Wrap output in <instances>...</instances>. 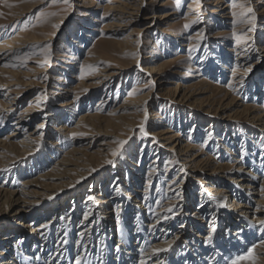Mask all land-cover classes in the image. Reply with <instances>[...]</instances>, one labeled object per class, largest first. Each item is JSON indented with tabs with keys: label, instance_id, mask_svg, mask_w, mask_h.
Listing matches in <instances>:
<instances>
[{
	"label": "rangeland",
	"instance_id": "obj_1",
	"mask_svg": "<svg viewBox=\"0 0 264 264\" xmlns=\"http://www.w3.org/2000/svg\"><path fill=\"white\" fill-rule=\"evenodd\" d=\"M82 1L83 0H70L71 7H69V5H66L63 2V0H55V2H53V0H0V26H2L0 27V40H2L1 42L8 41L10 39L12 40L13 38H16L18 36L22 37L23 35L31 36V37L33 36L46 37L48 35H51V37L53 38L51 41L47 43L34 44L28 48L17 50L13 54L10 53V55L13 58H8L5 61V63H2V65L4 64L10 65L6 67L9 71L19 72L21 74L17 78L18 81L20 82L33 81L37 84L27 88L28 91L26 95L23 97L24 98L23 103L17 108L16 111V113H18L19 110L25 108L28 102L31 100V98H35V97L39 98V103H40L39 115L36 116L35 122L33 123L30 129L35 130L37 123L40 121H42L45 124L48 123V119L43 118L44 113L56 111V113L53 112V114L58 116V112H59L61 117H67L69 115L68 114L69 111L70 110L72 111V109L73 111L70 112L71 114L74 113L75 115L73 114L74 115L73 121L70 122L69 128H73L78 123V120L80 118L79 116L87 112L92 113L95 110V108H97L98 106L97 101L100 98H102L101 96L104 90L101 91L102 93L89 96V93H87L88 89L80 87V83L84 81L90 74L89 72L90 68L88 66H85L84 61L87 58L88 54L92 52L100 51L105 54H108V59L107 61L105 60V63L109 66L114 67L118 74V76L114 77V80H112L111 82L112 90L111 91L105 90L106 92H109L111 94L109 98L110 101L108 102L107 105H105V108H103L104 109L103 114L108 113V110L112 106L123 103L125 97L127 96L131 97L134 95L140 96L143 91L149 92L152 89V88L137 89L139 88L138 84L148 81L146 77L145 78L141 77V75L143 74L141 69H143L145 65L152 64V65L161 66L164 64H169L170 66H168V68H166L164 71L165 74H167L166 76H164L166 80H162L161 82H159V85L157 86L155 93L153 92L154 98L151 105V109L148 113L149 124L145 127V129L149 133L157 132L160 129H161L160 131H162L164 130V128L178 131L182 136H185L186 141H188L190 144H192V146L195 147L196 150L194 151V153L196 154L202 153L206 155L208 154L209 156H213V158L215 159L217 158L215 161H218L219 159L218 157L225 156L227 157V160H225L224 157L221 159V161L224 160V162L226 161V163L228 162L230 165L243 164L245 168L252 166L254 167V169H256L259 172L258 175L260 177V181L261 180L263 181L264 150H261L260 145L264 144V135L255 136L254 134L246 133L247 134L246 137L249 138L246 139L242 138L244 137L243 131L247 129L244 124L246 122H249L248 118L245 115L236 114L235 113V111L237 110L236 107H231L230 109H226L225 107H223L221 110H218V105H213L212 107L207 105L205 110H210V109L212 110L210 119L215 121L214 122L215 126L218 128L216 129V133H218L216 135H218L219 139L215 138L216 140L215 141L213 140V138H211L212 139L211 140L210 138L208 139L206 137V133L208 132L206 128L209 126V123L205 122L206 116L202 115L203 111L200 109V107L199 108L195 107L196 109L194 108L190 109L187 103H174L172 102V98L164 94V90L162 91V89H164L167 86L166 84L164 85L165 82L166 83H169L171 81L175 83L177 82L178 85H181L184 88H186L191 84H197L200 83L201 81H204L206 84L205 86H202V89L207 90V92L212 93V91L214 92L216 91V89H219L221 91L220 94L216 95V100L223 99L225 98L226 94L233 93L232 94L233 97L237 96V99L239 100L240 103L246 106H250L252 104L253 106L260 107L261 109L263 108L262 111H264V92H263L264 58H261L263 54L262 56L259 55V59L261 58V61L260 60L257 61V54L252 50L255 53V54L253 53V55L251 56L252 59L248 60V62L246 63L247 65L245 67L241 66V70H245V68H247L249 64L251 66L254 65L252 66V71L248 73L247 77L239 78L233 76L234 68H235L234 67L235 59L237 57H235L234 53L230 52L231 50L235 49V46H240V47L245 46L248 49L251 48L253 49L254 47H258L261 49L262 47H264V16L263 15H259V14L256 15L257 27L254 32H248V28L251 26L248 25L246 21L250 19L251 14L249 13L247 16H239V14L244 12L245 9L247 8L246 5L247 2H243L245 0H223V2L229 6L227 12H229L230 14L226 16L227 18L229 17L228 19H225L224 22H219V23L217 22L216 19L213 18L212 14L210 13L213 9L212 5L214 4L215 1L209 0L208 1L209 6H206V4L204 3L201 4L203 11L201 10L200 13H198L199 16L202 13L205 15V17L201 16L202 21L200 20L201 22H199V25L202 24L203 21L206 22V24L202 26L203 28L201 27L202 32L200 33H204L208 37V39H206L203 42H200L199 47H197L195 50H192L194 45H196L198 42L199 29H194L192 27L191 24L192 21L189 20L188 21L189 23L187 22L188 18L195 17L194 10L196 8L193 7V11H194L193 13H192V9L188 8L190 4V0H185V2L182 3L180 2L177 3L178 0H145L146 6L143 8L142 13L137 19V23L133 24L130 28H124V29L116 28V27L113 28L105 27L107 24H112L114 22L110 19H107L106 17H103L102 15L103 11L100 10V7H104L110 4L111 0H95L96 5L95 4L91 5L93 9L99 10L97 11V13L98 12L99 13L94 16L95 22L92 21L93 18L90 19V17H88L90 13H88L89 11L85 7H83L84 4L82 3ZM200 2H202V0H200ZM240 5H243V8L240 7ZM263 7L264 6H262L261 3H255V9L258 10L257 12H260L263 9ZM24 8H27L28 13L23 16H17L16 12L17 11L20 12ZM65 9L68 10L65 11ZM41 11L44 13L43 17L39 16V13ZM188 11H191V13H187ZM169 12L177 13V15L173 17L175 19L174 21L167 22V20L163 19L164 15L168 14ZM233 13H237V15H233ZM240 21H245V23H241ZM54 25H59V27L56 28L54 27ZM185 25H190V27H185ZM244 25H245L244 31L243 30L236 31L238 27L240 28ZM142 30L144 31L142 32ZM132 32H142L141 35H143V38L146 41L145 44L143 43L140 44V51H141L139 56V60H141L140 63L139 62L137 63L138 58L131 59L128 58V56L121 57L116 53H108L106 51V49L111 48L112 45L114 47L115 46L114 43L116 41L120 42L123 41L126 37L131 36L129 34ZM233 32L241 35L247 33V35L250 36L252 39L248 42V44H244V43L237 44L234 36L232 35ZM86 35L89 37L86 38ZM78 43H80L81 45H78ZM48 44L51 45V62L50 64H44V66H40V64L37 63V60L43 62V55L40 54V48ZM28 51H35L37 55L32 57L30 60H28L26 66H23L20 64L19 61L15 60L14 57L16 54H22ZM190 51H191V56L189 57ZM223 53L224 55L226 54L228 58L225 57L226 55L222 56ZM205 54L208 57L207 60H204ZM3 56H5V54L1 55V59L4 58ZM217 61H221L220 63L226 66L227 68L226 70H224L223 76L220 78L217 75L205 76L204 67L205 66L207 67L210 63L214 64ZM237 64H240V62H238ZM11 65H16V66L13 67ZM44 69H46V73L40 75V77H36L39 74L38 72H41ZM257 70H259L258 72L259 74L256 73ZM23 73L26 74L27 77L24 76ZM179 73H182L183 75H178ZM243 74L244 72L241 73L239 76L241 75L243 76ZM254 74L256 76L253 78V80H251L250 77L248 76H253ZM45 76H47L48 79H44ZM233 77H236L237 81L233 80L232 79ZM242 78L245 79L244 88L240 87V85L237 84V82ZM248 79L251 81H249ZM229 84L232 85L231 89L228 87ZM238 86L239 88H242L241 93H237V91H235L236 90L235 88ZM74 88H76L75 91ZM260 89L263 93H260L261 95H258V97H256V92ZM0 92H1L0 99L2 100L4 99L3 96L7 94L6 88H1ZM184 93L185 91L183 89L181 95L182 94L184 95ZM211 93H206L202 95V98H205L206 100V97L208 98ZM41 95H47L48 99L46 102L43 103L40 102ZM77 95L79 96V100L77 106H75L74 108L65 109L66 110L65 112L60 111L59 108L61 107H58V109L56 108L57 105L64 104V102L67 101V98H71V99L74 97L76 98ZM178 100L177 102H179ZM228 116H230L233 121L230 122L226 120H225L226 122L223 121L224 119L228 118ZM52 121L53 123L51 124V126L53 127V129L57 128V126L61 124V121H56L55 118ZM139 122L140 121H137L136 124H138ZM12 123L13 122L11 118V122L0 126V130L4 126L5 129L1 130L2 132H6V133L12 132L13 130L16 129V127L15 128L13 127ZM225 126L228 127L229 134L228 132L224 134L226 132L223 129ZM122 130L117 131L116 138L111 137L113 138L111 141L112 147L105 153L107 155L103 157V160L99 161L98 163L96 162L97 164L95 163L89 170L90 172L92 171V173L93 172L98 173L97 178H99V181L103 179V176L105 175L109 174L113 176L115 174L121 173L122 178L124 180V184L126 183L125 186L128 185V182H130V180H132L131 181L132 186L136 187L137 192L141 193L142 191L141 200L138 199L136 200L137 208L129 204H127L124 207L123 204L121 203L120 204L121 208L118 206L119 209L113 211L114 214L113 216L111 215L112 219L115 221L114 226L110 224L112 221H107V226H108L107 229L111 228L110 230L113 232L118 231L119 229L121 231L120 234L117 235L116 239L113 241L111 248L110 249L108 248L105 240L104 241L105 249L102 252L100 248V242L102 239L99 242V238H98L95 242V246H94L95 252L93 256H101V258L104 259L110 253L112 255L111 258H113L116 261V262L114 261V263L117 264H122L119 258L118 261L115 258L117 256V252L114 251V249H116V247L118 246V243L122 240V229L117 225L118 221L120 222L122 219H124L125 222H128L132 230L134 229L136 231L135 234H139L140 230H144L145 236H147L148 238L152 237L153 232L149 230L148 226L154 222L153 219H155L154 217L155 213L160 212L161 214L159 216H163L167 214L165 213V207L169 203V197H175V195L174 196L172 195L171 193L172 191L169 190L168 183L177 174H179L182 177V179L180 180V184L184 182L183 179L185 178V175L183 174L182 171H178L177 173L164 171V164L167 162L166 157L157 155L158 153H160L157 151V148H159L157 143H153L152 139L149 137L147 138L143 137L139 133V127H137V125H135V127L132 130L127 128L123 131ZM18 132L20 133L22 132V130ZM68 135L58 136L57 134L56 137L53 136L51 137V139H46V140L45 137L43 141V147L40 148L41 150L37 151L35 149L34 154L24 155L19 157L17 161H13L14 164L13 166H18L17 169L14 167H6V168L4 167L5 169H10V171H4V173L1 175L2 177H0V185H2L3 182L5 181V177L7 174V176L10 177L8 179L9 181L7 180V182L14 184L15 187L21 188L22 186L21 179L28 177V175L24 176V174L26 173V170L28 171L30 169L31 166L30 163L36 164V162H33V160L40 157L41 158L45 157V159H48L50 153H52V149L50 150L47 148L48 146L49 148L50 146L52 147V144L51 145L50 143L48 144L47 140L53 143L55 140L59 139L58 140L59 142L57 141V143L59 144L58 147L56 148V150H58L56 155L57 157L54 156L52 160H50L49 166L45 168L44 171L49 169L51 165L53 166L57 158L58 160H61L65 156L64 154L68 153L76 146L75 138L85 137L78 135L75 138H73V133H70ZM216 135H214L213 137H215ZM232 137H234L235 139ZM237 137L239 141L237 140ZM256 137H262V138L256 139ZM125 139L128 140V144L125 145V148L122 150L121 155L117 157H113L111 155V152L118 147L115 141L125 140ZM99 140H101V138L94 140V142L91 143V145L97 146L99 144ZM217 140H220L219 141L220 146H216ZM235 140L237 144L236 146L239 145L236 148L238 149L237 155L233 151V154H235V157H237L239 160V163L237 164L234 163L233 161L234 155L231 156L232 150H230L232 149L231 147L233 146V144H235ZM67 141L68 142L70 141L69 144H67L68 143ZM89 142H92V140ZM159 143L163 144L164 142L161 141ZM141 148L143 150H141ZM221 148L223 149L224 152L222 151ZM261 158L263 159L261 160ZM110 159L114 161V165H109L107 163V161ZM155 159L157 160V163H155V165H152L151 163H153ZM224 162H220V163L224 164ZM133 165L138 166L139 169L137 170L136 168H134ZM156 165L158 167L155 169ZM126 166L132 167L133 171L134 169L139 171L138 172L139 183L135 184L132 173H129L128 169H125ZM260 170H262V172ZM40 171L41 169H37V171L33 174V176L37 177ZM150 172L151 175H149ZM197 175H198L197 173L191 174L192 177L190 176L185 181L187 185L186 186L187 189L189 188L191 194L193 193L195 194V196L198 195L199 191H201L200 185H198L196 181L194 182ZM231 176L233 179L236 177L234 171L231 173ZM93 180L94 177L92 176L91 177L87 176L85 178L78 176L73 177L72 179H68L69 185L67 186L64 185L59 189H55L53 192H50V194L46 198L40 199L39 201L40 203H38V205H42L40 207V209L42 210L53 209L56 205L59 204L64 205V207L66 208L64 210L60 208L58 209V212H56L61 214V220L54 227L55 233L57 230H67V222L70 221L69 216L70 213H72V212L68 213L69 210L68 208H70V206L74 204V199H76L77 197L73 198V196L76 195L78 192L81 193L80 195L81 200H79L81 204L80 206L81 210H79V216H78L79 221L83 219V214L86 213L85 211H87V213L90 212L88 207L82 205V202H84L87 199L86 197L87 195H89L90 191H95L98 189L103 191V187H105L103 184L101 185V183H99V181L97 180L95 181L97 183L95 185H92L91 183H93L92 182ZM77 181H79V183ZM148 181H151L152 183H150L149 188H146V186L148 185L147 184ZM112 182L113 181H111L110 184H112ZM217 184L213 183L211 185L213 187V190H216L217 187H219L218 185L220 183L218 185ZM229 184L234 185L232 182L231 183L229 182ZM131 188L132 187L130 186L129 189ZM222 189L226 191L228 188L227 189L220 188V190ZM108 191L109 189H105L104 194H106V192L108 194L109 193ZM128 193H130V191ZM223 194L226 193L224 192ZM206 197L207 196L204 195L202 198H206ZM231 198L232 197H229V199ZM198 199L199 197H197V200ZM229 199L226 198V203L230 207L225 209H220L221 211L230 210V209L231 211H233ZM197 200L193 199L191 200V203L190 201H188L190 206L187 208L186 212L189 218L193 217L191 215L195 214V211L198 210L199 202ZM220 200L223 199L221 198ZM156 201H160V205H157ZM178 201L180 200L173 199V204L176 207L180 208V211H182L181 210L182 203H174ZM209 202L210 203H208V201H205L203 206H208L214 203L212 201ZM154 206L156 207L154 208ZM124 213L125 215H127L126 218L128 219L122 218V216L124 217ZM99 214L96 217L104 219L106 213L101 212L102 214L101 216ZM140 215H145L146 219L144 220L142 218L143 221L136 224L137 219L140 218ZM176 215L177 217L179 216L178 214ZM47 216L48 217L46 220H50L54 217H55L54 219H56V217H58L59 215L52 214L50 212L49 215ZM12 218H14L12 215L11 216L5 215V219L12 220ZM93 219H94V215H89L88 222L93 223V221H95ZM167 222L169 223L171 222V220L169 219L168 221H161V223L157 225L156 231L155 233H153V237L155 236L156 238L159 237L161 238V235L166 234L167 232L166 225L168 224ZM205 222L207 223L205 225L203 223V229L208 230V228L205 227L208 226V220ZM180 223L181 222L176 223L175 227L178 228L179 226H181ZM113 227H115V230ZM2 228L3 227L0 228L1 232H2ZM76 228L77 226L74 227L75 230H73L72 232L73 233L72 237L73 240L77 243L79 242V239H77L78 236L77 234L79 233V231L77 230L79 228L77 230ZM22 230L24 232L25 229ZM256 232L258 233L259 231L256 230ZM225 233L226 232H221V235L225 236ZM99 234H101V232ZM57 237H55V239H53L52 241L53 246H56L57 243L59 244L61 242V240L57 242L58 240ZM144 237L142 236V238ZM188 238L190 237L188 233H186V236L181 240V244L179 245V247H177L172 253L169 254V256L171 255V258H175V259L178 258L180 259V261L182 260L181 261L182 264L183 262L184 264H190L191 261L190 260L191 258L189 257L182 258L178 255L179 251L181 252L184 250L183 253L188 252V249L187 251L185 250L186 245H191V246L193 245L191 240H189ZM237 238L238 237H236L232 243L226 242L227 244L221 246L220 248L221 251L219 249V252L221 253V256H223V259L226 260L228 256V252L232 251L235 248L237 249L239 248V251L236 252L235 255L233 254V258L231 260L238 259L239 257L242 256H246L247 253L255 247V246L252 247V244L255 241H251V244H248V242H246L247 246H245V248L242 249L240 248L242 246H240L239 243H236ZM155 240L157 239H151L148 242L147 248H149L150 244H152V242H154ZM239 240L241 241V238ZM201 245H202L201 246L202 249L200 253H197L195 255V257L199 259L201 255L205 254V256L203 257H207L209 258L208 260L211 261V262L209 261L210 263L207 264H215L217 258L216 256L213 255L211 251L213 249V246L208 245L205 242H203ZM136 249L138 250L139 246H136L135 250ZM213 256L215 260H213ZM74 257L75 255L72 257V259ZM231 260L227 261L226 264H228V262H230ZM245 260L248 261L247 259ZM245 260H241L240 262ZM173 263L174 262H171L169 264H173Z\"/></svg>",
	"mask_w": 264,
	"mask_h": 264
},
{
	"label": "bare ground",
	"instance_id": "obj_2",
	"mask_svg": "<svg viewBox=\"0 0 264 264\" xmlns=\"http://www.w3.org/2000/svg\"><path fill=\"white\" fill-rule=\"evenodd\" d=\"M208 1L209 0H202V2H200L199 5H197L196 0H190V4L188 6L189 9H192V13L195 11L194 13L195 17L188 18L187 22L189 20L192 21L191 23L192 27L194 29H199V33L202 32V28H203L202 26L205 25L206 22L203 21L202 24L199 25V22L193 23V21H200L202 19L201 16L205 17L203 13L200 16L198 13H200V11L202 10L201 4L204 3L206 4V6H209ZM213 1L215 2L212 5L213 9L210 13L212 14L213 18L217 20L218 23L224 22L225 19L229 18L226 17L228 14H230L229 12H227L229 6L225 4L223 0H213ZM261 1L263 0H245L243 2H247L246 4L247 8L252 7L255 10L256 15L259 14L264 16V7L260 12H257L258 10L255 9V3H261V5L264 6V1L263 2ZM178 2L182 3L185 2V0H178L177 3ZM82 3L84 4L83 7H85L89 11L88 13H90L88 17H90V19L93 18L92 21L95 22L94 16L99 13V12L97 13V11L99 10L93 9V7H91L92 4L96 5L95 0H83ZM144 7H145V0H111L110 4L104 7H100V10L103 11L102 13L103 17H106L107 19H110L114 22L112 24H107L105 26L106 28L116 27V28L124 29V28H130L133 24L137 23V19L142 13ZM193 7L196 8L194 11H193ZM27 13H28L27 8H24L20 12L17 11L16 15L23 16L26 15ZM187 13H191V11H188ZM175 15H177L176 12H169L168 14L164 15L163 19L167 20V22L174 21L175 19L173 17H175ZM244 29H245V25L240 28L238 27L236 31H242V30L244 31ZM143 31L144 30H142V32ZM142 32L130 33L129 35L131 36L126 37L123 41L120 42L116 41L114 43L115 44L114 47L116 48H114L112 45V47L106 49V51L108 53H116L121 57L128 56V58L131 59L138 58L137 63L138 62L140 63L141 62V60H139V56L141 53L140 44L146 43V41L143 38V35H141ZM87 37L89 36L86 35V38ZM52 39L53 38L51 37V35H48L46 37H37V36L31 37V36L23 35L22 37L18 36L16 38H13L12 40L10 39L4 42H1L2 40H0V89L6 88V93H7L6 95L3 96L4 99L2 100L0 99V116H3L5 118L4 124L10 123L12 118V122H13L12 125L14 128L16 127V129L10 133L1 131L5 129L4 126L0 130L1 131L0 132V177H2L1 175L4 173L3 170L6 167H14L17 169L18 166H13L14 165L13 161H17L18 158L21 156L34 154L35 152L34 150L37 148V144L40 142V137H39L40 133H43L44 138L46 137L45 140L51 139V137L53 136L56 137L57 134L58 136H67L70 133H82L81 136H85V137L75 138L76 146L71 151L64 154L65 156L61 160H58L57 158L55 160L56 162L54 163V165L53 166L51 165L49 169L44 171V169L49 166L50 160H52V158L57 155L58 150H56V148L58 147L59 144L57 143L59 139L55 140L53 143L47 140L48 144L49 143L50 145L52 144V147L51 146L50 148L49 146L47 147L50 150L52 149V153H50L48 159H45V157L44 158L40 157L33 160V162H36V164L30 163L31 165L30 169L28 171L26 170V173L24 174V176L28 175V177L21 179L22 181L21 188L15 187L14 184L7 182V180L10 177L7 176L6 174L5 181L3 182L2 185H0V228L1 227L4 228V229L2 228V232L0 231V264H46L45 258L47 259V264H57V261L54 260L52 255H50V253L57 251H62L64 257L59 261V264H69V261L72 259V257L76 254L77 251L75 247L76 242L73 240L72 237L73 234L72 232L73 230H75L74 227L76 226H77L76 230L79 228L77 230L79 232L83 231L85 227L89 229V231L85 233L84 239L87 240L89 237H91V244L89 245V247L91 248L92 255H94L95 252L94 246L98 238H99V242L101 239H102L101 241L106 240V244L110 249L111 245L113 244V241L116 239L117 235H119L121 232L120 229L114 232L110 230L111 228L107 229L108 227L107 221H112L110 223L112 224V226H114L115 224V221L112 219V216L114 214L113 211L119 209V207L121 208L120 206L121 203L123 204L124 207L127 204H129L137 208L136 200L137 199L141 200L142 198L141 197L142 191L141 193L137 192L136 187L132 186V182H131L132 180H130V182H128V185L125 186L126 183L124 184V180L122 178L121 173L115 174L113 176L109 174L105 175L103 176V179L99 181V178H97L98 173L97 172L92 173V171L90 172L89 170L96 162L98 163L99 161L103 160V157L107 155L105 153L112 147L111 141L113 138L111 137L116 138L118 130H122V129L125 130L126 128L132 130L135 127V125H137V127H140L141 123L144 121V109L146 107L147 112L149 113L154 98L153 92L155 93L157 86L159 85V82H161L162 80H166L164 76H166L167 74H165L164 71L170 65L169 64H164L161 66L152 65V64L145 65V67H143L142 69L143 74L141 75V77L143 78L146 77L148 81L138 84L139 88L137 89H146L145 84L147 82H152V81H154V88H152L149 92H145L142 90L143 92L140 96L134 95L131 97L128 96L125 97L123 103L112 106L108 110V113L103 114V110H104L103 108H105V105H107L108 102L110 101L109 98L111 94L109 92H106L105 90L108 91L112 90L111 82L112 80H114V77L118 76V74L114 67L109 66L105 63V60L107 61L108 59V54H105L100 51L92 52L88 54L87 58L84 61L85 66H92V68L89 69L90 74L84 81L80 83V87L88 89L87 93H89V96L102 93L101 91L104 90L101 96L102 98H100L97 101L98 102L97 108H95V110L93 109L94 111L92 113L87 112L79 116L80 118L78 120V123L73 128H69L70 127L69 124L70 122L73 121V117L75 115L74 113L71 114L73 109L72 111L70 110L71 112L69 111L68 113L69 115L67 117H61L59 112H58V116L53 114V112L56 113V111L44 113L43 118L48 119V123L46 124L44 123L45 128L43 129L39 128V125L43 123L42 121H40L37 123L36 129L32 130L30 128L35 122V118L37 115H39V111H40L39 108L34 106L37 103H39V98L36 97L31 98V100L28 102L25 108L19 110L18 113H16V111L17 108L23 103V99H24L23 97L26 95L28 91L27 88L37 84L33 81H28V82L18 81L17 78L21 74L19 72L9 71L6 68L5 64L2 65V63H5V61L8 58H13L10 55V53L13 54L17 50L28 48L34 44H44L51 41ZM78 45L81 44L78 43ZM245 48L247 47L235 46V49L230 51L234 53L235 57H237L235 59V64H234L235 68H234L233 76L239 78L241 77L245 78L248 75L247 74L245 76L244 70H241V66L245 67L247 65L245 63L246 58L243 54V50ZM260 50L261 52L259 53V55L262 56L263 54L261 58H264V47H262ZM237 52H240L241 55L237 56L236 55ZM253 53L254 52L252 51V48L249 49L248 55L250 57L253 55ZM2 54H5V56H3L4 57L3 59H1ZM225 55L224 53L222 54V56ZM225 57L228 58L227 55ZM261 58L259 59L260 61ZM221 61H217L214 64L210 63L207 67L205 66L204 67L205 76L217 75L219 78L222 77L224 74V70H226L227 68L226 66L220 63ZM238 62H240V64H237ZM242 71L244 72L243 76L242 75L239 76L241 73H243ZM258 72L259 70L256 71V73ZM38 73L39 74L36 77H40V75L45 74L46 69ZM178 75H183V74L179 73ZM24 76L27 77L26 74H24ZM255 76L256 75L254 74L253 76H248V77H250V79L253 80ZM236 77H233L232 79L237 81ZM165 84L167 86L164 89H162V91L164 90V94L172 98V102L187 103L190 109L193 108L196 109L195 107L198 108L200 107V109L203 111L202 115L206 116L205 122L209 123V126L206 128V130L208 131L206 133V137L208 139L213 138V140H215V138L216 139L218 138V135H216L218 134L216 133V129L218 128L215 126L214 123L215 121L210 119L212 110L211 109L205 110L207 105L211 107L213 105H218V110H221L223 107H225L226 109H230L231 107H236L237 108V110L235 111L236 114L245 115L248 118L249 122H246L244 124L247 129L243 131L244 137L242 138L244 139L249 138L246 137L248 133L254 134L255 136L264 135V111H262L263 108L261 109L260 107L253 106L252 104H251L252 106L251 105L246 106L239 102L237 96L233 97L232 95L233 93L226 94L225 98L216 100V95L220 94L221 91L219 89H216V91L214 92L212 91V93L207 92V90L202 89V86H205L206 84L204 81H201L200 83L197 84H191L186 88H184L181 85H178L177 82L175 83L173 81L169 83L165 82L164 85ZM237 84L239 85L238 82ZM238 88L239 86L235 88L236 89L235 91H237V93H241L242 88L239 89ZM183 89L185 93L184 95L183 94L181 95ZM75 90L76 88H74V91ZM257 92H256V97H258V95H261L260 93H263L264 90L262 92L260 89ZM206 93H211V94L208 98L206 97L205 100V98H202V95ZM0 97H1V92H0ZM177 100L179 102H177ZM145 101H147V104H145ZM77 103L78 100L75 97L72 99L67 98V101L64 102V104L57 105L56 108L58 109V107H61L59 108L60 111L65 112L66 111L65 109L74 108L75 106H77ZM230 116H228V118L224 119L223 121L225 120L228 122L233 121ZM54 118L56 119V121H61V124L58 125L57 128L55 129H53V127L51 126V124L53 123L52 120ZM137 121L140 122L136 124ZM148 124H149V118L147 120V123L145 124V127ZM223 129L226 131L224 134H226L227 132L229 134L227 126H225ZM21 130L22 132L19 133L18 131ZM160 130L157 132L150 133L149 138L151 139L155 138V140L158 142L161 141L164 142L163 144L157 143L159 147L157 148V151L160 152L157 155L166 157L167 161L169 160L174 161V163L168 165L169 172L177 173L178 171H180V169H183L182 172L185 175V178L183 179L184 182L180 184V190L182 191L183 194V200L174 202V203H182V208H181L182 211H180L178 217L176 215L174 216V218L170 219L171 222L169 223L167 222L168 223L166 225L167 232L165 235L164 234L161 235V238L160 237L156 238L155 236L153 237V233H152V237L148 238L147 236L144 235V230H140V229H139L140 230L139 234H135L136 231L134 229H133L134 231L132 230L128 222H125L124 219H122L120 222L118 221L117 225L122 229V240L121 241L119 240L120 242L118 243V246L120 247L121 251L117 253V256L119 257L121 263L138 264V260L144 258V254L141 253L139 249L162 247L165 246L164 245L165 238L172 240L175 239L176 237H179V239H175V243L173 244L172 249L168 252L153 254L149 251L148 256H150L151 259H148L147 264H153V260L157 258L162 259L164 261V264H169L171 262H174L175 264H180L182 260L180 261V259L178 258L176 259L171 258V255L169 256V254L172 253L177 247H179V245L181 244V240L185 238L186 233H188L190 237L188 239L191 240L193 245L192 246L186 245L185 250L187 251L188 249V252L183 253L184 250L181 252L179 251L178 255L182 258L184 257L191 258L190 264L210 263L211 261L208 260L209 258L203 257L205 256V254L201 255L199 259H197L195 255L197 253H200L202 249L201 244L203 242L206 243L205 237L209 233L212 223L211 216L213 214H217L218 230L216 235L214 236V243L212 245L213 249L211 250L213 255L216 256L217 258L215 264H226L227 261L233 258V254L235 255V253L239 251V248L238 249L235 248L232 251H229L226 260L223 259V256H221V253L219 252V249L221 248L222 245L224 246L227 243H232L236 237H238L236 243H239L240 246H242L240 247L242 249H244L245 246H247L246 242H248V244H251V241H255L252 244V247L255 246L256 248L254 255L257 258V264H264V248L259 247L262 241H264V233L261 232L257 233L256 230L250 229L247 226V222L243 219V217L246 216L248 217L249 221L258 222L259 218H264V192L260 191L261 186H264V178L263 181L261 180L262 181L261 182L260 177L258 175L259 172L256 169H254V167L252 166L245 168L243 164L230 165L228 162L227 163L226 161L224 162V160L221 161V159L224 158L225 156H221V157L217 156L219 159L218 161H215L217 158L215 159L213 158V156H209L208 154L207 155L202 153L196 154L194 153V151L196 150L195 147L192 146V144H190L188 141H186L185 136H182L180 132L165 128L162 131ZM214 135L216 136L213 137ZM100 138L101 140H99V144L97 146L91 145V143H93L94 140ZM258 138H262V137H256V139ZM91 140L92 142H89ZM219 141L220 140H217L216 146H220ZM69 142L67 144H69ZM236 145L237 144L235 140V144H233V146L231 147L232 149L230 150H232L231 156L234 155V159L233 158L232 159L234 163L237 164L239 163V160L237 157H235V154L237 155L238 153V149L236 148L239 145L238 146ZM233 151L235 154H233ZM224 159L227 160V157H225ZM262 159L263 158H261V160ZM154 161L155 163H157L156 159ZM220 162H224V164H221ZM155 163H151V164L155 165ZM157 167L158 166L156 165L155 169ZM134 168H136L137 170L139 169L138 166H134ZM37 169H41V171L39 172L37 177H34L33 174L37 171ZM125 169H128L129 173H132L135 184L139 183V176H138L139 171L134 169V171H136L134 172L133 168L129 166H126ZM233 171L235 172L236 175L234 179L231 176V173ZM260 171L262 172V170ZM194 173L198 174L194 182L196 181V183H198V185H200L201 188L200 189L201 191H199L198 195L196 196L193 193L191 194L189 188L187 189L186 187L187 185L185 182L186 179L189 178L191 174ZM76 176L84 177V178L87 176L89 177L92 176L94 177V180L92 181L93 183H91L92 185H95L97 183L95 181L97 180L99 181V183H101V185L103 184L105 186L103 187V191L99 189L95 190L96 192L90 191L89 195H87L86 197L87 199L84 202H82V205L88 207L89 211L91 212V215H94L93 220L95 221H93V223H90L88 222L89 220H84V218L81 221H79V217H78L79 210H81L80 207L81 204L79 200H81L80 197L81 193L78 192L76 195L73 196V198L77 197L76 199H74V204L70 206V208H68L69 209L68 213L69 212L72 213H70L69 216L70 221L67 222V230H57L55 233L54 227L61 220V214L56 212H58V209L60 208H62L63 210L66 208L64 207V205L59 204L56 205L53 209L42 210L40 209L42 205H38V203H40L39 202L40 199L46 198L50 194V192H53L55 189H59L64 185L65 186L69 185L68 179H72L73 177ZM252 176L257 177V179H252L251 178ZM111 181H113L112 184H110ZM229 182L230 183L232 182L234 185H230ZM150 183L152 182L151 181L147 182L148 185L146 186V188H149ZM213 183L219 184V185L217 184L219 187H217L216 190H213V187L211 186ZM130 186L132 187L131 189H129ZM220 188H226V189L228 188V189L225 191L224 189L220 190ZM105 189H109L108 194L107 192L106 194H104ZM117 189H119L120 194H117ZM128 190L130 191V193H128L129 192ZM224 192L226 194H223ZM171 193L173 196L175 195L173 191ZM204 195H206L207 197L202 198ZM88 196H93L95 202L89 200ZM213 196L216 197L217 200H220L221 198L223 199L224 197L228 199L229 197H232L229 200H230V204L232 205L233 211H231V209L221 211L219 208H217L216 201H213L211 199V197ZM197 197H199L198 200ZM193 199L197 200L199 202V205L200 204L203 205L205 201H208V203H210L209 201H212L214 203L208 206L198 207V210L195 211V214L191 215L193 217L189 218V216H187L186 210L190 206L188 201H190L191 203V200ZM155 207L156 206H154V208ZM175 207H174V211H175ZM257 207H262V210L259 212L256 211ZM50 212L52 214H56V215L58 214L59 216L56 217V219H54L55 218L54 217L50 220H46L48 217L47 215H49ZM85 212L86 213L83 214V217L89 214L87 213V211ZM101 212L106 213L104 219L96 217L99 213H100L99 215L101 216L102 215ZM160 214H161L160 212H157L155 213L154 217ZM5 215H10V216L12 215L14 218H12V220L11 219L8 220L5 219ZM168 215H172V214H168ZM126 217L127 215H125L124 213V217L122 216V218L128 219ZM142 218L145 220L146 216L140 215V218L137 219L136 224L143 221ZM206 218L208 220V226L205 227L208 228V230L203 229V223L204 225L207 223L205 222L207 221ZM178 222H181L180 225H183V227L179 226L178 228H176L175 224ZM45 223H48L50 225L48 229H44L42 227ZM113 228L115 230V227ZM22 229H25L26 231L24 230L23 232ZM225 229L231 230L230 237L227 232L225 233V236L221 235V232H224L223 230ZM65 232L67 233V239L69 240V244L63 245L60 242L59 244L57 243L56 246H53L52 245L53 239H55V237L58 236L57 242H59L61 238L65 235ZM100 232L101 234H99ZM142 236L145 237L142 238ZM240 238L241 241L239 240ZM77 239H79L78 236ZM151 239H157V240L152 242L149 248H147L148 242ZM18 241H22V243H18ZM79 242L83 243V241H80V239ZM57 245H59L60 247L57 248ZM136 246H139L138 250L137 249L135 250ZM111 256L112 255L109 253V255L103 259L105 261V264H117L114 263L115 260L111 258ZM33 257H39V259L33 262ZM96 264H99V261H97ZM240 264H251V261L245 260L240 262Z\"/></svg>",
	"mask_w": 264,
	"mask_h": 264
},
{
	"label": "snow or ice",
	"instance_id": "obj_3",
	"mask_svg": "<svg viewBox=\"0 0 264 264\" xmlns=\"http://www.w3.org/2000/svg\"><path fill=\"white\" fill-rule=\"evenodd\" d=\"M53 2H55V0H53ZM63 2L66 5H69V7H71L70 0H63ZM196 3H197V5H199L200 4V0H196ZM240 7L243 8V5H240ZM67 10L68 9H65V11H67ZM249 13L251 14V17H250V19H248L246 21V23L248 25H250L251 27L248 28V32H254L256 27H257V16H256L255 10L252 7H248L244 12L240 13L239 16H247ZM233 15H237V13H233ZM39 16L43 17L44 13L41 11L39 13ZM196 22H201V21H193V23H196ZM240 22L241 23H245V21H240ZM0 27H2V26H0ZM54 27L58 28L59 25H54ZM185 27H190V25H185ZM232 35L234 36L235 41H236L237 44H241V43L248 44V42L252 39L250 36L247 35V33L241 35V34H237V33L233 32ZM206 39H208V37L204 33H198V42H197L196 45H194L192 50H195L197 47H199V43L205 41ZM252 50L257 53V61H258L259 60V53L261 51L260 48L254 47ZM248 53H249V49L245 48L243 50V54H244V56L246 58L245 59V63H247L248 60L252 59V57H250L248 55ZM40 54L43 55V62L37 60V63L40 64V66H44V64H50V62H51V45L48 44V45L40 48ZM36 55H37V53L35 51H28V52H25V53H22V54H16L14 58H15V60L19 61L21 65L26 66L28 60H30L32 57H34ZM236 55L240 56L241 53L237 52ZM190 56H191V51L189 52V57ZM207 59H208V57L205 54L204 60H207ZM5 66L7 67V66H10V65L6 64ZM11 66L14 67L16 65H11ZM88 67L92 68V66H88ZM141 71H142V69H141ZM251 71H252V66L249 64L248 67L245 68V70H244L245 76L248 73H250ZM44 79H48V77L45 76ZM238 83H239L240 87H244L245 81L242 78V79H240L238 81ZM145 87L146 88H154V81L146 83ZM228 87L231 89L232 85L229 84ZM47 99H48L47 95H41L40 102H42V103L46 102ZM76 99L79 100V96L78 95L76 96ZM145 104H147V101H145ZM34 106L39 108L40 104L37 103ZM148 118H149V114L147 112V108L145 107V109H144V121L141 123V125L139 127V133L143 137H146V138L149 137V135H150V133L145 129V124L147 123ZM4 123H5V118L3 116H0V126L4 125ZM39 128H41V129L45 128V124L41 123L39 125ZM78 135H82V133H73V138H75ZM39 137H40V142L37 144V148H36L37 151H39L40 148L43 147V140H44L43 133H40ZM152 142L153 143H159L158 141L155 140V138H152ZM115 143L118 145V147L115 148L111 152V155L113 157H117V156L121 155L122 150L125 148V145L128 144V140H126V139L125 140H117V141H115ZM260 148H261V150H264V144H261ZM141 150H143V149L141 148ZM107 163L109 165H114V161L111 160V159L108 160ZM153 163H155V161H153ZM172 163H174V161L173 160H169V161H167L164 164V171L165 172L168 171V165L172 164ZM3 171H10V169H4ZM180 171H183V169H180ZM149 175H151V172L149 173ZM249 175H251V174H249ZM251 178L252 179H257V177H255V176H252ZM181 179H182V177L179 174H177L168 183L169 190H171V191H173L175 193V197H169V203L165 207V213H167V214H165L163 216H159V215L156 216L155 219H154V222L151 223L148 226L149 230L151 232L155 233L157 225L160 224L161 221H168L169 219L174 218V216L176 214H179L180 208L174 206L173 199L183 200V194L180 191V180ZM77 182L79 183V181H77ZM173 186H175V187H173ZM260 191L264 192V186H261ZM117 194H120L119 189H117ZM88 199L92 200L93 202H95L93 196H88ZM211 199L213 201H216V206L219 209H225V208H229L230 207L226 203V198H223V200H217V198L213 196V197H211ZM156 203H157V205H159L160 201H156ZM174 207H175V211H174ZM198 207H203V205L200 204V205H198ZM261 210H262V207H257L256 208V211H258V212L261 211ZM168 214H172V215H168ZM89 215H91V212H89L88 215H85L83 217L84 220H88ZM243 219L247 222V226L250 229L257 230V231H259L261 233H264V218H259L258 222L257 221H249L248 217H246V216L243 217ZM211 221H212V223H211L210 231L205 237L206 243L208 245H213V243H214V236L216 235L217 230H218L217 229L218 215L217 214H213L211 216ZM181 226L183 227V225H181ZM42 227L44 229H48L50 227V225L48 223H45ZM88 231H89V229L87 227H85L83 231H81V232H79L77 234L79 239H80V241H83V243L77 242L75 244V247H76L77 251H76L75 257L72 260L69 261V264H96L97 261H99V264H105V261L101 258V256H93L91 254V248L89 247V245L91 244V237H89L87 240L84 239L85 233L88 232ZM223 231L227 232L229 234V237H230V235H231V230L230 229H225ZM175 239H179V237H176ZM175 239H172V240L165 239L164 240V245L165 246H162V247H151L150 249H145V248L139 249V251L144 254V258L139 259L138 260V264H147L148 259H151V257L148 256V252L149 251L151 253H153V254H159V253H164V252L170 251L172 249V247H173V244L175 243ZM18 243H22V241H18ZM61 244H63V245H68L69 244V240L67 239V233L66 232H65V235L61 238ZM59 247L60 246L57 245V248H59ZM259 247L264 248V241H262V243L259 245ZM100 248H101V251L103 252V250L105 249L104 241L100 242ZM114 251L119 253L121 251V249H120L119 246H117L116 249H114ZM254 252H255V247L251 251H249L246 256L239 257L238 259H233L230 262H228V264H240V261L241 260H245V259L251 261V264H257V258L254 255ZM82 253H84V254H82ZM50 255H52L54 260L57 261V264H59V261L64 258L62 251L53 252V253H50ZM115 258L118 259L119 257L117 256ZM38 259H39V257H33V262L35 260H38ZM213 260H215L214 257H213ZM45 261H46V264H47V259L46 258H45ZM153 264H164V261L162 259L157 258V259L153 260Z\"/></svg>",
	"mask_w": 264,
	"mask_h": 264
}]
</instances>
